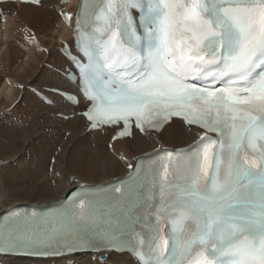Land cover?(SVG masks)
Segmentation results:
<instances>
[{
    "label": "snow or ice",
    "instance_id": "snow-or-ice-1",
    "mask_svg": "<svg viewBox=\"0 0 264 264\" xmlns=\"http://www.w3.org/2000/svg\"><path fill=\"white\" fill-rule=\"evenodd\" d=\"M78 27L64 47L80 83L50 91L83 104L90 129L122 125L118 139L178 117L204 131L51 213L0 218V254L264 264V0H90Z\"/></svg>",
    "mask_w": 264,
    "mask_h": 264
},
{
    "label": "bare ground",
    "instance_id": "bare-ground-1",
    "mask_svg": "<svg viewBox=\"0 0 264 264\" xmlns=\"http://www.w3.org/2000/svg\"><path fill=\"white\" fill-rule=\"evenodd\" d=\"M45 21L41 9L21 7L17 17L6 23L5 47L0 49V96H6L4 108L0 107V211L15 204L57 200L76 184L100 183L123 174L133 157L143 151L159 144H185L196 136L188 128L186 132L193 135L184 140L169 130L160 135L138 134L132 140L106 143L93 155L79 144L80 139L75 140L76 132L55 133L51 120H33L28 102L36 96L29 86L42 82V70L50 64V57H46L49 45L38 35ZM30 35L36 37L34 43L27 40ZM10 53L23 56L21 65L10 59ZM0 264L101 262L95 255L48 260L0 256Z\"/></svg>",
    "mask_w": 264,
    "mask_h": 264
},
{
    "label": "rangeland",
    "instance_id": "rangeland-1",
    "mask_svg": "<svg viewBox=\"0 0 264 264\" xmlns=\"http://www.w3.org/2000/svg\"><path fill=\"white\" fill-rule=\"evenodd\" d=\"M16 65H18V64H16ZM12 69L14 70V71H18V69H15L14 67H12ZM19 70H21V69H19ZM18 72H20V71H18ZM0 88H2V83H0ZM5 98H6V96L4 95V94H2L1 96H0V107H1V109H3V107H4V101H5ZM0 109V110H1Z\"/></svg>",
    "mask_w": 264,
    "mask_h": 264
}]
</instances>
